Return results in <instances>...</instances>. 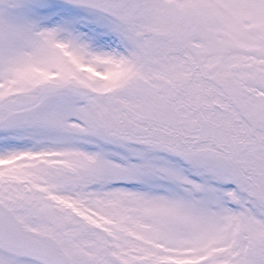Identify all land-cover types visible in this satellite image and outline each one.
Returning <instances> with one entry per match:
<instances>
[{
	"label": "snow or ice",
	"instance_id": "snow-or-ice-1",
	"mask_svg": "<svg viewBox=\"0 0 264 264\" xmlns=\"http://www.w3.org/2000/svg\"><path fill=\"white\" fill-rule=\"evenodd\" d=\"M0 264H264V0H0Z\"/></svg>",
	"mask_w": 264,
	"mask_h": 264
}]
</instances>
